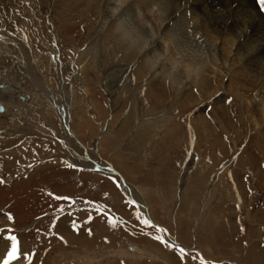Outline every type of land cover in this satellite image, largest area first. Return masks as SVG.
I'll use <instances>...</instances> for the list:
<instances>
[{
	"label": "rangeland",
	"instance_id": "374dc122",
	"mask_svg": "<svg viewBox=\"0 0 264 264\" xmlns=\"http://www.w3.org/2000/svg\"><path fill=\"white\" fill-rule=\"evenodd\" d=\"M17 1L24 16L22 29L43 49L39 70L66 107V117H61L53 103L39 99V111L34 109L31 116L19 119L12 127L17 132L0 139V238L16 237L31 258L29 264H83L84 257L91 259L85 254L92 252L81 248L80 231L95 238L98 246L108 242L97 230L99 225L107 228L113 223L101 209L109 206L121 216L129 215L126 222L117 224L118 230L113 229L119 234L112 241L113 253L118 246H131L134 241L142 244L147 237L167 249L154 239L155 227L145 225L139 208L121 193L119 178L76 170V166L93 169V159L118 169L135 191L141 189L152 218L157 217L177 232L171 234L178 241L196 250L182 257L173 246L168 249L170 262L118 259L114 253L115 259L125 264H264V138L255 121L248 119L251 100L241 99L242 105L234 95L237 90L246 96L250 92L233 81L231 93L218 105L213 98L222 91L217 93L215 78L206 79L205 91L195 83L189 91L193 97L181 90L180 95L171 93L161 102L129 75L132 87L128 82L120 87L123 74H114L111 67L109 73L114 75H108L96 67L95 58L81 53L93 34L88 21L76 18L75 11L56 17L52 12L56 0H40L41 4ZM39 5L44 12L36 23L43 26L42 34L24 9L31 6L36 14ZM49 59L51 70L46 67ZM76 92L79 103L73 110ZM219 108L226 109L227 115L216 111ZM200 110H205L206 122L193 121ZM30 126L36 134L26 135ZM51 127L66 142L56 139ZM106 181L125 198L123 213L110 205L112 190ZM88 200L102 207H93ZM90 243L82 244L83 248ZM97 254V263L90 264H110L102 256L103 247Z\"/></svg>",
	"mask_w": 264,
	"mask_h": 264
},
{
	"label": "bare ground",
	"instance_id": "6f19581e",
	"mask_svg": "<svg viewBox=\"0 0 264 264\" xmlns=\"http://www.w3.org/2000/svg\"><path fill=\"white\" fill-rule=\"evenodd\" d=\"M37 1L41 4L40 0H28V3H38ZM113 7L114 0H56L52 12L57 17L68 16L75 11L76 18L88 21L93 34L88 47L81 53L95 58L96 67L104 73H109L108 69L114 67V74H123L120 87H124V82L130 83L129 87H132L131 81L140 87L142 82L143 86L148 87V95L159 99L156 101L168 99L171 93L180 95L181 90H187L186 95L193 97V92L189 91L195 83L196 87L205 91L203 86L209 79L215 78L218 81H215L217 93L222 91L220 97L215 95L213 98L216 101L214 103L218 104L231 93L233 81H239V86L250 94L246 96L247 93L241 94L237 90L234 95L239 103H242L241 99H246V102L251 100L253 110L248 119L255 121L259 136L264 138V0H128L119 16L115 17L111 12ZM24 9L35 21L37 32L42 34L43 26L36 23V18L44 12L43 5H39L36 14L31 6H24ZM21 12L18 1L0 0V107L3 108L0 111V139L6 137L8 132H17V128L12 127L19 119L31 116L34 109L39 111V99L53 103L52 106L55 105L61 117H66V107L64 109L46 75L39 70L41 59L44 58L43 49L35 46L22 29L24 16ZM121 17L125 19L121 21ZM118 21L125 36L129 35L128 30L154 35V46L144 52L131 48L115 31ZM49 47L52 48L51 45ZM118 56L119 63L115 62ZM51 65L50 59L46 60L48 70H51ZM113 72L108 75L113 76ZM138 90L134 92L136 95ZM84 91L89 95L88 89ZM205 93L202 92V95ZM78 98L79 94L76 92L73 110L79 103ZM197 100L198 97L195 101ZM216 111L227 115L224 108ZM197 120L207 121L205 110H200L195 115L193 121ZM41 124L50 127L43 120ZM32 131L36 134L37 130L31 128L25 131L26 135L32 134ZM70 132L68 133L73 138L74 134ZM42 134L45 135L43 132ZM65 139L60 140L66 142ZM91 161L94 170L96 166L100 168L98 170L109 173L106 170L110 167L104 168L106 165L102 164L103 161ZM130 186L132 195L143 206L148 205L141 189L135 191ZM125 192L129 194V191ZM151 213L152 211L150 215ZM167 237H172L169 232ZM13 244L17 247V259L10 264H29L31 258L20 243L13 238L2 237L0 260H4L0 264L7 260L6 251L11 252Z\"/></svg>",
	"mask_w": 264,
	"mask_h": 264
},
{
	"label": "crops",
	"instance_id": "0c3cea01",
	"mask_svg": "<svg viewBox=\"0 0 264 264\" xmlns=\"http://www.w3.org/2000/svg\"><path fill=\"white\" fill-rule=\"evenodd\" d=\"M106 167H108V166L106 165L104 168H106ZM102 172H104V171H102ZM106 184L108 186H110V189L112 190L110 192V194H109L110 195V201H111L110 205L112 204V205L117 206L119 208L117 210L122 212L123 203H125V206H127L125 198L120 194V192L115 187H112L113 185L109 181H106L105 185ZM86 202H88V201H86ZM92 203L95 204L94 205L95 207H98V206L102 207L101 205L96 204L95 202H92ZM109 208L110 207L108 206L107 209H109ZM131 208H130V212L132 211L131 214H134L133 213V209L134 208H132V209ZM83 209H80V210L82 211ZM116 214L120 218L124 219L125 220L124 222H126V216H129L127 213L125 214L126 216H121L120 213L117 212V211H116ZM103 216H105V215H103ZM156 220L158 222H161V221H159V219L157 217H156ZM106 221H108V220H106ZM122 222L123 221H113V223H111V225H109L107 228L104 227V226L99 225L98 230H97L98 233H100L103 237L108 238V242H104L103 245H101V246H98L96 244V242H94L95 238L93 239V238L88 237L87 235L85 236V234L82 233V231H80L79 240H80L81 248L83 250H87L88 252L89 251L92 252L91 254L90 253H88L87 255L85 254L86 257L91 258L89 261L85 257H84V259L82 258L83 260L81 259L83 264L97 263V261L94 262V259L98 255L97 254L98 253V249H100L101 247H103V255L102 256L106 255V259H107L106 261L108 263H110V264H115V262H118L119 261L118 259L120 257H123V259H125V260L129 259L131 261L135 260V259L148 261V258H151V259H153L155 261H156V259H162L164 261L170 262V257L168 258L167 255H168V253L170 254V251H168V249L169 250H171V249L169 247H167V249H166L162 244H159V243L153 241L149 237H147L145 239L146 242H144L142 244H140L137 241L132 242L131 243L132 247L131 246H125V245L118 246L117 248L114 249V253L118 257V259H117V257L115 259V257H113L114 253L112 252V247H113L112 246V243H113L112 241H113L114 238L118 237L119 234H114L113 233V229L118 230L117 224L122 223ZM96 227H97V222H96ZM130 227H132V225H130ZM171 232L175 233L176 231L171 229ZM116 233H119V232L117 231ZM176 234H177V232H176ZM87 242H91V243L88 244V246H85V248H83L84 246L82 244L87 243ZM91 246L94 247V248L92 249ZM89 247H91V249L94 250V251L90 250ZM171 254H173V252ZM89 256H91V257H89ZM92 260H93V262H92ZM125 263H126L125 261L124 262H120L119 261V264H125Z\"/></svg>",
	"mask_w": 264,
	"mask_h": 264
},
{
	"label": "clouds",
	"instance_id": "9594fccd",
	"mask_svg": "<svg viewBox=\"0 0 264 264\" xmlns=\"http://www.w3.org/2000/svg\"><path fill=\"white\" fill-rule=\"evenodd\" d=\"M128 0H114V7L111 9L113 16H119V13L126 6ZM121 21L125 18L121 17ZM115 31L121 35L122 39H124L131 48L138 52H144L149 47L154 46V35H144L141 33L132 32L128 30L129 35L125 36L123 32L120 30V21L117 22V28Z\"/></svg>",
	"mask_w": 264,
	"mask_h": 264
},
{
	"label": "snow or ice",
	"instance_id": "6c2138e0",
	"mask_svg": "<svg viewBox=\"0 0 264 264\" xmlns=\"http://www.w3.org/2000/svg\"><path fill=\"white\" fill-rule=\"evenodd\" d=\"M0 111H3V108L2 107H0ZM130 203H131V201H130ZM143 223L145 225H150L152 227H157L156 225L151 224L150 219L143 220ZM157 230L159 232H163L164 231V229H162V228H158ZM154 239L157 240V241H159V242H161V243H163V244H165L166 247H169V248H172L173 247L172 245L167 244L166 241L163 239L162 236H159L158 235V236L154 237ZM179 253H180V255L182 257L185 255V250H184L183 247H180L179 248ZM16 259H17V247H16L15 244H13L12 249H11V252L8 254L7 260L4 261V264H10L11 261L16 260ZM202 264H203V262H202Z\"/></svg>",
	"mask_w": 264,
	"mask_h": 264
},
{
	"label": "built area",
	"instance_id": "2783aa9c",
	"mask_svg": "<svg viewBox=\"0 0 264 264\" xmlns=\"http://www.w3.org/2000/svg\"><path fill=\"white\" fill-rule=\"evenodd\" d=\"M62 122H63V121H62ZM66 124H68V127H69V123H66ZM66 129H67V128H66ZM69 129H70V128H69ZM52 130H53V129H52ZM52 130H51V131H52ZM52 132H53L54 135L56 134L55 137H56V139H58L59 141H61V140H60L61 138H64L62 135H60V134L58 133V131L53 130ZM70 133H71V132H70ZM77 140H78V139H77ZM78 141H79V140H78Z\"/></svg>",
	"mask_w": 264,
	"mask_h": 264
},
{
	"label": "water",
	"instance_id": "95a60500",
	"mask_svg": "<svg viewBox=\"0 0 264 264\" xmlns=\"http://www.w3.org/2000/svg\"><path fill=\"white\" fill-rule=\"evenodd\" d=\"M124 184L126 185L125 181H124Z\"/></svg>",
	"mask_w": 264,
	"mask_h": 264
}]
</instances>
